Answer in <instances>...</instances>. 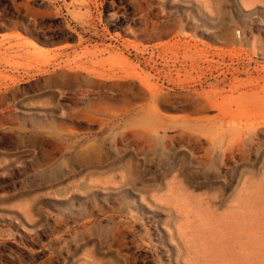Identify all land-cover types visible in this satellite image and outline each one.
I'll return each mask as SVG.
<instances>
[{
  "label": "rangeland",
  "instance_id": "374dc122",
  "mask_svg": "<svg viewBox=\"0 0 264 264\" xmlns=\"http://www.w3.org/2000/svg\"><path fill=\"white\" fill-rule=\"evenodd\" d=\"M0 264H264V0H0Z\"/></svg>",
  "mask_w": 264,
  "mask_h": 264
}]
</instances>
